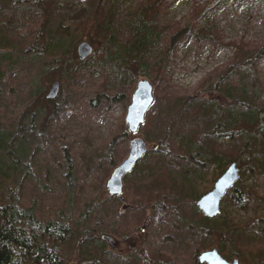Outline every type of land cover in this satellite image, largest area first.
Wrapping results in <instances>:
<instances>
[{"label": "trees", "instance_id": "obj_1", "mask_svg": "<svg viewBox=\"0 0 264 264\" xmlns=\"http://www.w3.org/2000/svg\"><path fill=\"white\" fill-rule=\"evenodd\" d=\"M46 1L54 5L45 8ZM171 1L140 0L124 18L120 0H74L73 10L63 7L61 0H0V264H64L71 258L83 264H200L197 257L213 247L228 261L264 264V245H242L243 226L225 219L216 222L196 205L229 164L237 160L244 164L250 155L244 146L219 149L216 137L224 131L221 116L213 118L216 107L194 97L201 87L229 97L240 111L230 118L240 121L235 127L243 125L246 131L236 138L245 145L249 132L263 118L264 104H256L247 93L249 85L242 83L240 88L233 77L239 82L249 79L250 85L259 83L264 42L245 37L224 41L227 15L242 0H235L223 15H218V7L226 0H192L189 14L163 22ZM248 1L251 8L244 19L245 31L258 17L256 0ZM189 39L194 57L205 44L213 50H233V54L198 87L178 89L168 84L169 72L177 62L178 48ZM82 41L94 50L79 60L76 45ZM96 68L105 79L98 97L105 96L112 106L118 101L127 104L139 80L152 84L154 102L138 130L149 149L125 175L121 198L107 193L104 198H75L71 203L56 197L42 206L39 188L30 186L27 171L18 165L11 149L15 134L27 121L30 128L39 121L38 135H54L48 122L76 111L75 99L84 93L81 86ZM55 81L59 82L55 98L63 99L60 109L55 107V98L47 99ZM254 112L256 120L246 123ZM189 120L195 129L186 139ZM129 135L122 116L100 144L83 154L95 169L92 187L105 192L110 173L127 156ZM60 147L69 168L72 143L62 141ZM211 166L217 171L210 185L197 188L198 179ZM229 192L238 193L236 200L248 193L236 185ZM104 235L129 244L137 235L138 247L112 253Z\"/></svg>", "mask_w": 264, "mask_h": 264}, {"label": "rangeland", "instance_id": "obj_2", "mask_svg": "<svg viewBox=\"0 0 264 264\" xmlns=\"http://www.w3.org/2000/svg\"><path fill=\"white\" fill-rule=\"evenodd\" d=\"M83 1L80 0V2ZM139 1L120 0L121 17L123 15L125 18V15L133 11ZM234 1L226 0L221 4L218 7V15H223L234 4ZM59 3L63 7H70V10H73L75 2L74 0H61ZM256 3L258 5V17L253 21L252 28L247 31L244 30L243 23L248 14V9L251 8L250 1L242 0L235 11L227 15L224 41L239 40L245 37L250 41L264 42V0H256ZM43 5V7L49 8L54 4L46 1ZM191 7L192 0H172L167 7V13L164 16L163 22L179 20L189 14ZM48 20L47 18L46 22ZM192 49L193 42L190 39L182 47L178 48L177 62L171 66L169 72L170 78L168 84L170 86L178 87V89H194L198 87L199 83L207 78L208 75H211L214 69L225 65L233 54V50L222 47L213 50L211 45L205 44L201 52L194 57ZM258 71L259 83L256 82L257 84L255 83V85H250L251 80L249 79H242L239 82L237 77H233V82L240 88L243 87L242 83H247L249 85L247 86L248 95L254 98L256 104H264V61L259 65ZM247 75H250V73H246ZM213 77L214 75L212 79ZM82 78L85 79L84 76ZM103 80L105 79L100 69L96 68L90 71L89 80L85 81V84L81 86V90H84L83 95L75 99L78 103L76 111L62 120L55 121L52 119L48 122V128L54 131V135L47 132H41L38 135L36 131L39 128V121L33 122V128L26 125L27 121L24 124V128L15 134V145L11 149L16 154L15 158L18 165L27 171L28 180L31 182L30 186L39 188L41 195L40 204L42 206H45L46 203L52 200L54 201L56 197L60 199L64 198L65 201L69 199L71 203H74L75 198L83 201L95 196L104 198L107 195L106 189L103 192L100 190V187L91 186L90 183H93L95 177V169L87 163L83 154L91 152L92 148L100 144L110 131L116 127L122 116H125L129 102L124 104V102L118 101L112 106L105 96L98 97L101 90L100 86L104 82ZM206 88L201 87L200 93L194 97L195 99H203L208 103L210 101L216 107L213 118L217 119L221 116L224 131H221L216 137L217 146L222 151L244 146L250 155V159L246 160L245 163L243 162L244 164L240 160L236 161L239 168V179L234 184L238 190L248 193L243 195L239 200H236L238 193L234 192L230 194V190H228L220 201L218 214L220 218H216L218 215L215 216L216 222L225 219L228 223L243 226L242 245H247V248H263L264 221L257 222V220L264 218V201L261 199L264 198V112L258 126L249 132V141L243 145L236 137H243V134L246 133L244 131L245 127L243 125L242 127H235V123H239L240 121L230 118L240 112L236 104L231 103L230 98L223 93L219 91L208 92L209 90H205ZM111 90L109 89L108 92H111ZM93 100H95V104L85 109V106L91 104ZM62 101V97L59 99L55 98V107L60 109ZM14 107H11V111L14 110ZM225 109L229 110V112L222 113ZM256 118L257 113L254 112L253 116L246 123H252ZM188 122L190 123L186 125L184 138L188 137L190 132H192L191 130L195 129L193 121L189 120ZM135 137L144 139L143 134L137 132L131 135L129 140ZM62 141L72 143V148L68 151L71 158L69 160V168L66 167V160L62 157L63 150L60 149ZM149 146L147 144L148 148ZM55 155L56 158H54ZM247 158H249L248 155ZM200 159L203 160L205 158ZM216 171L217 168L211 166L208 172L204 174L206 176H203L204 172L198 169V175H202L203 177L198 179L197 188L209 186L211 177ZM37 182L39 185H37ZM211 185L213 186L212 183ZM102 239L107 244L108 250L115 254L125 253L129 247H138L137 235L131 238L130 244L122 242L119 238H114L111 235H104ZM223 241V246L230 252V246L225 242V239ZM64 264L83 263L78 259L71 258L65 261Z\"/></svg>", "mask_w": 264, "mask_h": 264}, {"label": "water", "instance_id": "obj_3", "mask_svg": "<svg viewBox=\"0 0 264 264\" xmlns=\"http://www.w3.org/2000/svg\"><path fill=\"white\" fill-rule=\"evenodd\" d=\"M92 52L93 46L86 41H82L76 46V54L79 60L86 59ZM58 92L59 82L55 81L49 89L47 99H54ZM153 99L152 84L147 79L139 80L131 95L124 118L130 134H135L140 125L144 123L145 115ZM146 151L147 145L143 139L135 137L129 141L127 157L112 170L106 181L105 188L110 195L121 198L125 175L133 170ZM238 177L239 169L236 163H231L215 181L213 188L196 201L200 212L208 218L215 217L219 213V204L222 197L233 186ZM197 260L200 264H239L238 260L229 262L224 259L216 248L201 253Z\"/></svg>", "mask_w": 264, "mask_h": 264}, {"label": "flooded vegetation", "instance_id": "obj_4", "mask_svg": "<svg viewBox=\"0 0 264 264\" xmlns=\"http://www.w3.org/2000/svg\"><path fill=\"white\" fill-rule=\"evenodd\" d=\"M240 264V263H239Z\"/></svg>", "mask_w": 264, "mask_h": 264}]
</instances>
